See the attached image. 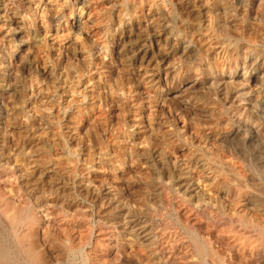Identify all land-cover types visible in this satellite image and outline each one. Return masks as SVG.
<instances>
[{
	"label": "clouds",
	"instance_id": "9594fccd",
	"mask_svg": "<svg viewBox=\"0 0 264 264\" xmlns=\"http://www.w3.org/2000/svg\"><path fill=\"white\" fill-rule=\"evenodd\" d=\"M0 264H264V0H0Z\"/></svg>",
	"mask_w": 264,
	"mask_h": 264
}]
</instances>
